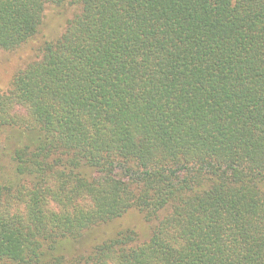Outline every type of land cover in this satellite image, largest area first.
<instances>
[{
  "label": "trees",
  "instance_id": "obj_1",
  "mask_svg": "<svg viewBox=\"0 0 264 264\" xmlns=\"http://www.w3.org/2000/svg\"><path fill=\"white\" fill-rule=\"evenodd\" d=\"M66 9L0 89V264H264V0H0V56Z\"/></svg>",
  "mask_w": 264,
  "mask_h": 264
},
{
  "label": "rangeland",
  "instance_id": "obj_2",
  "mask_svg": "<svg viewBox=\"0 0 264 264\" xmlns=\"http://www.w3.org/2000/svg\"><path fill=\"white\" fill-rule=\"evenodd\" d=\"M72 13V9L51 10L48 13V20L43 28V34L32 43L19 48L13 52H7L0 56V89L6 90L13 75L25 67L30 61L35 59L38 48L44 43L46 38H50L61 22ZM10 161L8 156L0 155V173L2 176H10ZM126 229H134L143 239L150 233V225L143 216L136 211H132L123 218L117 219L109 224L93 228L86 232L79 245L72 247L71 254L86 253L95 244L100 243L118 232Z\"/></svg>",
  "mask_w": 264,
  "mask_h": 264
}]
</instances>
